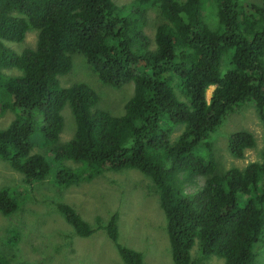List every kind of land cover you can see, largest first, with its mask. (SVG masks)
<instances>
[{
  "label": "trees",
  "instance_id": "16d2710c",
  "mask_svg": "<svg viewBox=\"0 0 264 264\" xmlns=\"http://www.w3.org/2000/svg\"><path fill=\"white\" fill-rule=\"evenodd\" d=\"M127 6L128 15L122 14ZM208 17L214 22L209 24ZM29 30L36 33L33 47L15 53L3 45L23 41ZM73 53L84 56L103 84L132 81L121 115L96 109L97 95L84 83L58 86L57 76L69 70ZM173 81L184 100L174 95ZM245 103H252L264 123V0H129L121 5L0 0V118L13 111L7 124L0 121V159L23 183L13 190L0 187V214L20 209L29 185L49 174L46 158L30 153L29 136L37 124L53 158L82 164L77 171H55L60 188L109 170L135 169L148 179L164 215L172 264L195 263L190 256L195 239L197 262L214 255L223 264H254V244L264 243V148L259 162L224 169L210 140L226 116ZM64 104L76 128L60 143ZM177 126L181 129L171 138ZM253 146L246 130L233 131L226 140L233 158ZM199 177L201 185L186 192ZM48 201L77 236L102 230L122 264H144L142 252L117 241L116 212L104 221L95 217L92 226L71 204ZM14 247L12 240L0 238V264H15Z\"/></svg>",
  "mask_w": 264,
  "mask_h": 264
},
{
  "label": "rangeland",
  "instance_id": "374dc122",
  "mask_svg": "<svg viewBox=\"0 0 264 264\" xmlns=\"http://www.w3.org/2000/svg\"><path fill=\"white\" fill-rule=\"evenodd\" d=\"M113 1L121 5L129 0ZM125 9L122 14L128 15L129 6ZM147 16L152 20L153 11L149 10ZM208 21L214 22L210 17L207 18ZM143 27L148 31L153 29L150 23H145ZM35 34V31H25L23 41H3V45L15 53H20L27 47L34 46ZM14 70L5 69L4 72H14ZM15 71L18 73L17 70ZM57 83L60 87L72 83L86 84L97 95L95 108L105 110L113 116L123 113L124 104L133 93L132 81L115 87L101 83L81 53H73L70 56V68L57 76ZM172 85L176 98L184 100L176 89L174 81ZM213 88V85L206 88L207 101ZM12 112L8 109L0 121L7 124L12 118ZM60 113L63 126L58 138L59 142H64L72 138L76 127L67 104L63 105ZM35 125L29 136L30 153H38L46 158L50 165L49 174L42 181L29 185L30 192L26 194L25 202L20 205V209L11 216L0 214V238L9 239L15 243V247L11 249L13 257L15 256L13 259L15 264H19L18 260L22 261V264H122L114 244L102 230H95L87 237L77 236L72 227L58 215L57 211L53 210V205L48 200L71 204L73 209L92 226H94L95 217L104 221L110 213L116 212L119 243L142 252L144 264H172L168 238L164 230V215L148 179L135 169L109 170L90 181L60 188L55 184V171L59 168L77 171L82 164L65 158H53L49 154L38 125ZM177 127L171 134V138L179 133L181 126ZM236 130L249 131L254 137V146L246 149L241 158L231 157L226 150L227 137ZM210 140L214 157L222 168L241 169L249 162L261 160V150L264 148V123L259 120L252 103H245L234 108L226 116L221 125L211 134ZM217 171L221 172L218 164ZM201 183L202 178L199 177L197 185L188 187L186 192H192ZM19 185H23L20 174L0 159V187L6 186L10 187L9 190H13ZM25 186L28 187L27 184ZM25 190L26 188L23 187V192ZM12 194L15 199L19 197L18 194ZM24 195L25 193L21 197ZM196 245L195 239L190 249L191 259L195 260L194 264H223L222 258L214 255H209L202 262H197L196 258L199 259L201 256L199 252L197 255ZM253 250L256 253L254 264H264V243L258 240ZM6 255L11 256L9 251ZM9 263L11 264V261Z\"/></svg>",
  "mask_w": 264,
  "mask_h": 264
},
{
  "label": "clouds",
  "instance_id": "9594fccd",
  "mask_svg": "<svg viewBox=\"0 0 264 264\" xmlns=\"http://www.w3.org/2000/svg\"><path fill=\"white\" fill-rule=\"evenodd\" d=\"M70 109V108H69ZM71 112V111H70ZM69 140V139H68ZM68 140H66V141H68ZM66 141H64V142H66ZM64 142H60V143H64Z\"/></svg>",
  "mask_w": 264,
  "mask_h": 264
},
{
  "label": "bare ground",
  "instance_id": "6f19581e",
  "mask_svg": "<svg viewBox=\"0 0 264 264\" xmlns=\"http://www.w3.org/2000/svg\"><path fill=\"white\" fill-rule=\"evenodd\" d=\"M208 93V92H207ZM209 96V95H208Z\"/></svg>",
  "mask_w": 264,
  "mask_h": 264
}]
</instances>
